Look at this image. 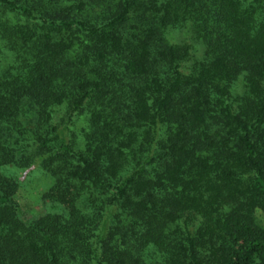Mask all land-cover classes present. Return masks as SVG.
Segmentation results:
<instances>
[{
	"label": "trees",
	"instance_id": "obj_1",
	"mask_svg": "<svg viewBox=\"0 0 264 264\" xmlns=\"http://www.w3.org/2000/svg\"><path fill=\"white\" fill-rule=\"evenodd\" d=\"M256 211L264 0H0V264H264Z\"/></svg>",
	"mask_w": 264,
	"mask_h": 264
},
{
	"label": "rangeland",
	"instance_id": "obj_2",
	"mask_svg": "<svg viewBox=\"0 0 264 264\" xmlns=\"http://www.w3.org/2000/svg\"><path fill=\"white\" fill-rule=\"evenodd\" d=\"M4 172L19 180L20 186L15 198L18 200V211L23 219H32L49 210L50 206L43 195L51 184V178L39 166L29 169L6 167ZM256 216L264 227V213L256 211Z\"/></svg>",
	"mask_w": 264,
	"mask_h": 264
}]
</instances>
